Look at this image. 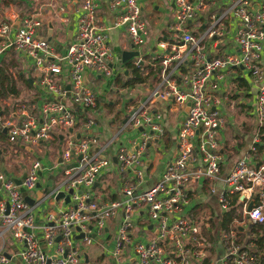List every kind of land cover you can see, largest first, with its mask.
Masks as SVG:
<instances>
[{
    "label": "built area",
    "instance_id": "built-area-1",
    "mask_svg": "<svg viewBox=\"0 0 264 264\" xmlns=\"http://www.w3.org/2000/svg\"><path fill=\"white\" fill-rule=\"evenodd\" d=\"M75 1L81 10L79 28L63 52L40 35L44 22L39 11L20 16L16 28V13L10 20L0 21V53L12 48L29 56L40 71L43 90L38 105L25 101L7 104L9 116L4 115L2 127L8 129V140L33 146L59 134L65 140L62 162L45 163L35 157L25 177H19L21 183L5 170L0 156V236L10 231L16 248L10 257L0 249V264H9L13 258L21 264H79L84 247L94 240L93 231L99 234L118 215L120 223L110 248L113 264H197L195 259L201 260L205 254L201 225L183 212L190 201L186 187L200 177L213 182L211 191L217 193L222 211L235 205V196L243 211L235 226L223 230L226 240L221 262L255 264L256 253L237 243L234 235L240 226L264 220V160L254 161L252 153H247L222 175L219 130L226 118L217 104L222 101L219 78L228 70L247 69L257 91L255 115L259 126L264 125V0H174L169 37L158 41V54L143 71H158V80L129 107L117 133L128 125L140 129L138 146L121 144L116 153L117 163L132 170L134 177L123 182L118 197L105 200L95 194V183L99 173L112 165L113 155L107 153L109 142H102L94 132L99 97L86 76L88 71L112 75L116 60L110 27L98 20L99 0ZM111 3L119 10L116 24L126 26L142 50L133 62L144 64L143 34L148 31L141 0ZM63 71H67L69 88L60 79ZM73 102L87 114L82 115ZM188 102L175 156L153 185L139 189L145 177L147 143L165 131L167 109L163 103L185 108ZM257 141L256 137L251 150H257ZM57 168L59 182L46 189L41 199L28 202L21 187L27 192L34 190L44 170ZM217 181L221 186L215 185ZM60 191L65 195L57 198ZM252 198L254 204L248 210ZM46 200L52 207L38 220L35 208ZM140 216L156 228L147 240L133 236ZM80 232L83 236L78 238Z\"/></svg>",
    "mask_w": 264,
    "mask_h": 264
},
{
    "label": "crops",
    "instance_id": "crops-1",
    "mask_svg": "<svg viewBox=\"0 0 264 264\" xmlns=\"http://www.w3.org/2000/svg\"><path fill=\"white\" fill-rule=\"evenodd\" d=\"M111 1L112 0H99L97 16L100 23L110 27L109 39L113 46L116 60L114 72L110 76H105L97 73L96 71H88L86 81L91 83L94 79L100 80V82L95 85V90L97 91L99 98L98 106L94 112L96 119L94 132L100 137L102 142H109L106 147L107 153L116 155L121 144H125L126 146L132 148H136L138 146L140 138L139 128L128 125L119 134L117 133L119 128H121L126 121L129 107L154 88L158 80V71L150 72L145 81L139 82L133 86L124 85L122 83L124 81L122 76L128 77L131 71L127 68L126 63H123V61L121 65L119 64L121 52L124 49H131L133 40L131 39L126 26L116 24L119 10L118 8L112 6ZM222 1L226 2L228 0ZM141 3L143 10H146L149 14V18L153 20L152 27L156 33L155 36L159 37L158 41L161 38H165V36L169 37L170 31L168 24L171 21L172 12L175 6L174 0H141ZM31 11L40 12L44 22L43 27L40 29V35L45 36L46 38L49 35V23L52 22L51 39L49 40L54 44L58 52L65 51L69 43L75 39L78 32V19L81 14V10L78 9V3L75 0H0V21L6 19L10 20V16L16 13L17 17L14 19L15 28L17 27L15 23L19 20L20 16ZM59 29H63V32H59L58 39L53 40L55 31H58ZM156 44L158 46L157 42L154 44L150 41L146 42L142 46L144 51L143 63L145 65L149 64L150 67L152 65L151 63L155 60L154 56L157 55L159 51V47H157ZM214 51L215 53H218L221 50L219 48ZM8 55L11 56V61L7 59ZM0 64L7 66L8 70L15 79V84L18 89L17 93H9V96L4 98L2 97L0 100L4 101V104L6 105H13L19 101L33 103L34 105L40 104L43 97L42 87L38 88V90H33V86L37 84L39 86L41 74L34 61L24 53L11 48L0 53ZM150 67L148 66L146 68L149 69ZM126 70H128V73H126ZM60 79H63V81L68 84L67 71H63L60 74ZM22 85L26 90H28V92H30V98L27 100L20 99ZM256 92V87L252 83L250 73L247 69L238 68L228 70V72L224 74L223 78H219L218 93L221 94L222 101L217 104V107L227 119L225 126L221 127V129L224 130L221 131L219 136L220 152L223 157V176L228 173L239 157L247 153H252V159L254 161L260 162L261 160H264V149L261 150L257 146V150H251L256 137L258 138L256 143H262L260 137L262 135L260 132L261 127L259 126L258 119L254 111ZM122 97H125L126 99L124 101V107L126 109L125 116L122 117L120 114H113L110 109V118L106 119L103 124L101 121H98L100 120V105L107 103L112 106L114 104L118 105L120 104ZM115 100H117L116 103ZM163 107L167 109L165 131L162 135L155 136L147 143V148L143 152V170L145 177L139 189L147 188L153 185L160 178L165 166L175 156L177 151V133L187 111L185 108L172 106L170 103H163ZM1 110L0 125L2 127L4 110ZM80 112L83 113H81L82 115L87 114L86 111ZM253 114L257 119L256 122L251 117ZM5 134L6 138L4 140H0V156L5 170L12 173L14 177L22 176L26 172L29 164L28 166L25 165V168L23 169L16 162V159L12 158V156H18L19 154H37L36 156L41 157L45 163H52L54 161H57L58 163L62 162L63 148L65 146L63 134H59L48 140H43L40 144L35 146L26 144L20 140L10 142L8 140V132ZM46 142L48 143L47 146L45 144ZM10 143H15V145L11 147L9 145ZM59 143H62L61 148ZM9 166H15V172L9 171ZM120 170H122V172H120ZM59 172V168L54 171L44 170L45 174L42 175L39 185L34 190H30L28 192L31 198H33V200L41 199L43 194L46 192V189L52 187L51 181L54 179H58L59 181L61 178V174ZM114 172L116 174L114 181L109 182L106 176ZM131 177H134L133 171L121 168L117 161H114L113 159L112 165L99 173L95 184V194L99 195V197L104 200L118 197L120 195V188L123 182ZM102 182L107 184L105 188L100 187ZM212 183L213 182L209 178L200 177L197 181L191 182L187 185L186 190L189 194L190 201L185 205L183 212L184 215L194 217L198 219L199 222L200 215H204L211 222L217 215L223 214L226 216V214L233 208L239 209L238 206L240 205V202L229 211H222L217 193L211 191ZM215 185L221 186V181L215 182ZM69 204L70 202L67 201L66 205ZM37 205L38 206L35 208L37 212L36 214L38 220H41L46 210L51 208H46L45 205L48 207V205L51 204L48 200H46L41 201V203ZM38 207H41V209H38ZM120 216L121 215H118L110 219L108 224L99 234L95 235V231H93L96 245L90 244V246L86 245L88 246L87 248L86 246L84 247L83 260L85 264H89L90 261L95 264H102V261H105L106 259H108V261L104 264H113L114 258L110 248L113 246L115 241L116 230L120 223ZM241 218L242 217L238 218L234 216L232 219L227 220L224 229L232 227V223ZM145 219H142V216L136 219L135 227L139 225L143 227V229L139 231V234L135 235V238L137 239L147 240L156 232L155 225L152 222H147ZM260 222L264 223V220ZM252 228L253 226H250V222L245 224V226H240L239 231L234 235L236 238L235 241L246 245L247 247L249 239H253L252 242L254 244L255 242L257 243L255 240L258 229L256 230ZM104 231L108 234V236L106 237V241L102 242V239L104 238ZM111 236H113V243L110 245L108 241ZM201 236L203 240L207 237L212 241V243H209L208 245L205 243L204 257L201 258V260L195 259L196 263L201 264L213 262L216 264H224L221 262V257L224 254L225 241L222 242L219 240L218 243H214L212 234L208 232L206 227L203 225H201ZM14 241L15 240L10 234V231H6L4 236H0V249L5 251L9 257L16 250L13 245ZM93 242L92 244H94ZM257 245H259V243H257ZM257 254L259 259L262 258L264 264V248H260V250L257 251ZM9 264L21 263L18 258H13L10 260Z\"/></svg>",
    "mask_w": 264,
    "mask_h": 264
},
{
    "label": "rangeland",
    "instance_id": "rangeland-1",
    "mask_svg": "<svg viewBox=\"0 0 264 264\" xmlns=\"http://www.w3.org/2000/svg\"><path fill=\"white\" fill-rule=\"evenodd\" d=\"M142 17H143V19L145 20V22H146V28H147V34H143V37L145 38V42H144V44L146 43V42H153L154 44L157 42L158 43V36H155V31H154V29H153V27H152V23H153V20L152 19H150L149 18V14H148V12L146 11V10H143L142 11ZM166 27H167V25H166ZM59 32H63V29H59L58 31H55V36H54V38H53V40H57L58 39V34H59ZM131 37V36H130ZM132 39V38H131ZM144 44H142V45H144ZM156 46H157V44H156ZM158 47V46H157ZM226 47V46H225ZM224 47V50L226 49ZM137 57V56H136ZM136 57H134V59L136 58ZM7 59L8 60H12V58H11V56H7ZM21 59H23V58H21ZM133 59V60H134ZM121 63H122V61H121V59H120V61H119V64L121 65ZM118 64V65H119ZM14 70H15V68H14ZM128 77L126 76H122V79L124 80V82L126 81V79H127ZM98 82H100V80L99 79H94L93 80V82H91V83H89V85L92 87V88H94L95 89V85L98 83ZM110 82H112V81H110ZM24 85V84H23ZM23 85L21 86L22 87V90H21V94H20V99H22V100H27V99H29L30 98V92H28V90H26L24 87H23ZM41 87V85L39 84V86H38V84L37 85H34L33 86V90H35V89H37L38 90V88H40ZM126 99H125V97H122V99H121V101H120V104H118V105H109L108 103L107 104H104V105H100V107H101V110H100V113H99V118H100V120H98V121H101L102 122V124L106 121V119H109L110 118V115H109V112H110V109H111V112L113 113V114H120L122 117H124L125 116V111H126V109H125V107H124V101H125ZM117 102V100H115V103ZM0 104H1V108H2V110H4V115H6V117H8L9 116V111H10V107H8L6 104H4V101H2V100H0ZM234 112V111H233ZM254 120H255V122L257 121V119H256V117H255V115L253 114V116H251ZM227 120V119H226ZM221 129V128H220ZM222 130H224V129H221V130H219L220 131V133H221V131ZM263 132V131H262ZM223 133V132H222ZM261 142L263 143L264 142V134H262L261 136ZM46 144V146L48 145V143L46 142L45 143ZM11 147H13L14 145H15V143H10L9 144ZM61 145H62V143H59V146H60V148H61ZM59 148V149H60ZM64 149V148H63ZM264 149V148H263ZM263 149H261V150H263ZM37 154H19L18 156H12V158L13 159H16V162L20 165V167L21 168H25L24 166L25 165H27L28 166V164H30L31 163V161L35 158V157H37L36 156ZM10 167V166H9ZM9 171H11V172H15V166H13V167H10L9 168ZM120 172H122V170H120ZM10 175H13L12 173H10V172H8ZM45 174V173H44ZM115 172L114 173H111L110 175H107L106 176V178H107V180L110 182V181H114V178H115ZM59 181H58V179H54L53 181H51V185L52 186H55L57 183H58ZM106 183H104V182H102L101 183V188H105L106 187ZM45 207L46 208H49V207H52L51 205H48V207H47V205H45ZM239 207V209L238 208H233L231 211H233V213H234V216H236V217H238V218H240V217H242L243 216V211H242V209H240V205L238 206ZM38 209H41V207H38ZM200 222H201V225H203V226H205L206 227V230L208 231V232H210L211 234H212V236H213V238H214V243L215 242H219V240L220 241H222V242H224L225 240H226V237L224 236V232H223V229H224V224H225V215H223V214H221V215H217V216H215L213 219H212V221L210 222V220L206 217V216H204V215H200ZM236 222H233L232 223V225L233 226H235L234 224H235ZM137 225V224H136ZM251 228V227H250ZM143 229V227L141 226V225H139V226H136L135 228H134V238H135V235H137V234H139V231H141ZM253 229V228H252ZM257 230V229H256ZM249 231H250V229H249ZM257 232V231H256ZM103 234H104V238L102 239V242H105L106 241V237L108 236V234L104 231L103 232ZM257 236H258V232H257ZM257 236H256V239H257ZM112 237L113 236H111V237H109V244L111 245L112 243H113V239H112ZM205 237V236H204ZM135 239H137V238H135ZM252 240L253 239H249V244H248V248L252 251V252H254V253H256V255H257V260L259 259V256H258V254H257V251L258 250H260V247H259V245H257V243L255 242V244L252 242ZM256 241V240H255ZM96 241L94 240V244H91V245H96V243H95ZM204 243H206L207 245L209 244V243H212V241L210 240V239H208L207 237H205V239H204ZM88 246H90V244L88 245ZM88 246H86V248L88 247ZM84 258L83 257H81V259H80V262H79V264H85L84 263V260H83ZM256 260V261H257ZM108 261V259H106L105 261H102V264H104L105 262H107ZM256 264H263V261H262V258H260L257 262H255ZM89 264H95V263H93L92 261H90L89 262Z\"/></svg>",
    "mask_w": 264,
    "mask_h": 264
},
{
    "label": "trees",
    "instance_id": "trees-1",
    "mask_svg": "<svg viewBox=\"0 0 264 264\" xmlns=\"http://www.w3.org/2000/svg\"><path fill=\"white\" fill-rule=\"evenodd\" d=\"M9 1H17V0H9ZM127 68L131 71L130 75L126 79V81L122 82L124 85L128 86H133L139 82H143L147 79L149 74H144V69L146 67H150V65H145V64H135L133 62V59L129 60L126 62ZM18 89L15 84V79L13 78V75L11 72L8 70L6 65L0 64V98H4L9 96V93H17ZM1 110V107H0ZM2 111V110H1ZM1 113V112H0ZM1 122V120H0ZM263 131V132H262ZM260 132L264 134V125L261 126ZM6 138V134L3 131V128L0 125V140H4ZM258 148L263 149L264 148V142L263 143H256ZM238 197L235 196L233 202L235 203L234 206L238 203ZM233 206V207H234ZM229 211V210H228ZM234 217L233 211H229L226 216H225V223L227 220L232 219ZM225 226V224H224ZM252 226L254 229H258V236H257V243H259L260 248H264V223L258 221V222H253Z\"/></svg>",
    "mask_w": 264,
    "mask_h": 264
},
{
    "label": "water",
    "instance_id": "water-1",
    "mask_svg": "<svg viewBox=\"0 0 264 264\" xmlns=\"http://www.w3.org/2000/svg\"><path fill=\"white\" fill-rule=\"evenodd\" d=\"M19 21H20V19L16 21L15 25H18V24H19ZM49 25H50V28H49V35L47 36V38H48V39H51V32H52V25H53L52 22H50ZM200 29H201V28H200ZM141 52H142V50H140L139 48H137L136 44L133 42V45H132V48H131V49H124V50H122V52H121V61H123V63H126L127 61L133 59L135 56H138ZM51 58L53 59L52 56H51ZM126 73H128V70H126ZM66 87L69 88V87H70V84L68 83V84L66 85ZM73 104H74V106L78 107L80 111H84V112H85V108H82V107L79 106V104H77L76 102H73ZM189 104H190V103L188 102L187 105H186V107H185L186 111L189 110ZM141 128H142V127H141ZM3 131H4L5 133L8 132V129H7L6 126L3 128ZM61 135H62V134H61ZM77 137H78V138L80 137V132H78ZM113 159H114V161H117V156H116V155H113ZM25 175H26V172L22 175V178H24ZM22 178L15 177V179H16V181H17L18 183H21ZM95 184H96V183H95ZM21 189H22V192H23V194H24V196H25V199H26L28 202L32 203L34 200H33V198H31V196L28 194L27 190H26L23 186L21 187ZM70 192H71V191H70ZM64 195H65V192L60 191V192L57 194V198H60L61 196H64ZM66 198H67V200H69V199H70V195L67 194V195H66ZM253 204H254V198H252V199L250 200L247 209L250 210ZM250 226H252V222H250ZM81 236H83V232H80L79 234H77V237H78V238H80ZM60 237H61V235L58 236V239H59Z\"/></svg>",
    "mask_w": 264,
    "mask_h": 264
}]
</instances>
